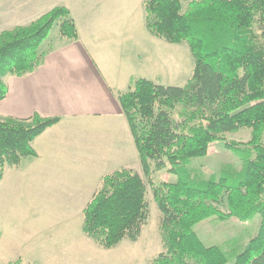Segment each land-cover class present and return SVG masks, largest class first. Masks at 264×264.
Returning a JSON list of instances; mask_svg holds the SVG:
<instances>
[{"label":"trees","instance_id":"16d2710c","mask_svg":"<svg viewBox=\"0 0 264 264\" xmlns=\"http://www.w3.org/2000/svg\"><path fill=\"white\" fill-rule=\"evenodd\" d=\"M143 8L152 36L188 45L195 59L183 87L142 77L118 93L161 212L164 249L150 264H264V0H189L186 9L182 0H145ZM56 25L63 39H78L66 5L0 33V101L8 96L7 76L32 73L44 63L49 50L42 45ZM59 121L39 113L0 120V182L7 167L38 156L34 141ZM245 128L251 130L246 143L226 140L225 134ZM220 141L239 154L253 152L241 178H205L200 166L195 174L188 171ZM166 168L177 180L151 181ZM224 198L227 211L217 205ZM150 215L147 181L136 169L121 167L101 178L83 209L82 230L99 247L113 249L138 241ZM233 218H259L258 230L208 245L196 229ZM6 264L35 263L19 258Z\"/></svg>","mask_w":264,"mask_h":264},{"label":"crops","instance_id":"0c3cea01","mask_svg":"<svg viewBox=\"0 0 264 264\" xmlns=\"http://www.w3.org/2000/svg\"><path fill=\"white\" fill-rule=\"evenodd\" d=\"M144 1L0 0V33L66 5L79 34L73 41L63 39L60 31L49 36L42 45L49 52L36 71L5 78L9 92L0 101V120L39 113L60 121L34 141L37 157L6 168L0 191L4 184L12 188L16 178H29L40 193H55L62 204L48 209L78 210L83 216L104 175L121 167L140 172L118 93L142 77L162 80L163 56L157 52L162 39L146 28Z\"/></svg>","mask_w":264,"mask_h":264},{"label":"rangeland","instance_id":"374dc122","mask_svg":"<svg viewBox=\"0 0 264 264\" xmlns=\"http://www.w3.org/2000/svg\"><path fill=\"white\" fill-rule=\"evenodd\" d=\"M182 1L186 9L189 0ZM58 34V27L55 26L50 38ZM159 41L164 47L155 45L159 56H163V66L158 69L163 71L159 72L161 83L183 87L194 69L195 59L189 46ZM225 137L229 142L246 143L251 137V130L241 129L227 133ZM249 157H254L253 152L242 155L234 147L227 148L225 142H215L206 157L191 162L188 171L195 174L193 170L200 166L205 178L213 174L221 177L236 173L239 179L244 160ZM139 170L148 183L151 215L138 241L124 240L113 249L99 247L83 232L82 211L48 209L49 204L62 205L54 199L55 193H40L38 185L31 184L30 179L25 177L16 178L10 189L4 184L0 191V264L19 258L35 264H150L164 249L163 234L159 228L161 212L150 180L145 178L141 167ZM174 180H177V175L169 173V168L154 173L151 179L155 183ZM217 205L222 211L228 210L225 198ZM259 222V218L248 222H241L237 218L227 222L205 221L198 224L196 229L206 244L223 245L225 241L243 235L248 230L256 232Z\"/></svg>","mask_w":264,"mask_h":264}]
</instances>
